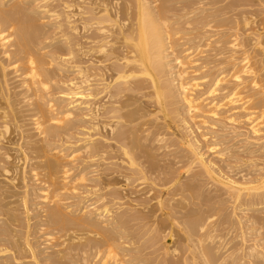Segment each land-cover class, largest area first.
I'll return each mask as SVG.
<instances>
[{
    "label": "rangeland",
    "instance_id": "rangeland-1",
    "mask_svg": "<svg viewBox=\"0 0 264 264\" xmlns=\"http://www.w3.org/2000/svg\"><path fill=\"white\" fill-rule=\"evenodd\" d=\"M11 1H13V0H2L0 3L1 4L3 3L5 5V9H6V8H8L9 4L11 3ZM24 1H26L27 2V6H29V7H27L29 11H28V14L26 15V17L28 16L29 18L28 19L25 18L26 21H28V23L29 22H32V23L36 22V24H37L38 23L37 21L40 20L41 21V24L38 23L39 25L38 24L37 25L40 27V29H42L41 31H43V32H41L43 34L39 33L42 36L41 35H38L39 37L37 36L38 38H36L35 41H33L36 44H33L34 46H32V49H33V51L36 50V52H37L36 55H39V54H41L43 52L42 55L45 56L44 57L45 60L47 62H51L52 61V63H53L52 64L53 67L48 70V73H49V78L48 79L50 80L49 83L52 85V88H51L50 92L48 94H46L47 96L45 95L46 98L48 99L47 100L45 98V102H46L45 104L47 105L51 101L50 103L53 102L54 109L56 110V112L57 111H59V112H65L66 111V108L68 109L67 106H69V105H67V104H69V100H67V96L64 93H66V91H68L71 88V83L78 81L76 79L78 77V73L76 72V67H75V66L78 65L77 63H75V62H77V58H76L75 54L73 55V52H74L73 50L75 49V46L72 45V44H75V40H74L75 39V36L72 34V31L70 32V29L71 28L68 25V22L66 21L65 14H63L65 11H69V10L65 9V6L66 5H74V2H73V0H59V1L58 0H54V2H52L53 0H51L49 3H47L48 5L46 4L47 7H45V6H43V3L41 2L42 0H24ZM162 1H163V3H162ZM162 1L159 0V3L165 6V8L167 10L168 19L171 21L170 22L171 24L176 23L177 22V19H180L179 17H182L183 16V18H185V15L186 14H184V13H187L191 17L188 16V18H185V20L186 19L187 20H190V19L196 18L197 16L203 15V16H207L209 19L215 20V21L209 20V22L217 25L220 28L219 29L217 27L216 28L217 30L214 29V30L209 31V34H207L208 33L207 32L208 30H203V28H201V27H193L194 30H195L194 31L193 28L187 29V28H184L182 26H179V28H177L178 31L175 30V33H177V34L180 35V36L178 35L179 36L178 37V40H180V41L177 40L178 42H176V44L174 46V48L176 50L175 51L176 54L175 55L172 54L170 56L172 59L169 58L170 59L169 60L170 65L172 67L171 68L169 66V68H170V71H171V69H172V71L169 72V74L171 75V77L168 76L172 80H176L175 81V84H177V79L174 78V77H176L174 75V73L176 74V70H177V65L174 62L175 57L180 56L181 53H183V51L187 50V48L190 49V48L193 47V45L195 47L196 46L195 44H197L198 41L203 40V38H208V36L213 38L214 35H215V37L212 39V41H214L216 38L219 41L220 40L222 41V45L221 46H216L215 47V45H213L210 48L203 49L202 52L201 51H196L195 49H192L191 50V52H192L191 54L193 55L194 52H195V55L193 56V58L191 60L192 61V63H191L192 65H189L188 66L189 68L187 67L188 74L185 77V81L188 80L186 82H190L192 79H195L196 81H198L197 83H199L200 87L197 88L196 91L194 92V95L195 96H197V95L199 96V95L205 93L208 90L209 87L211 88L210 83L211 84L213 83V81L215 80L214 78L217 75V72H216L217 69L215 67H213V66H216L217 67L219 65V62H220L221 58L223 59V58H226L225 56H227V57L229 56L228 55L229 53L223 55L222 57H220L219 54L221 52L226 53L227 51H230V49L226 48V47H228L226 43L228 41H230V37L233 38L234 35H237L238 38H239V40L241 42H243L244 44H246V45L249 42L247 40L251 39L252 37L256 38L257 36L260 37L262 35L260 38L261 39H264V32H262V31H264L263 30L264 29V16H263L264 15L263 14L264 13V6L262 4H260L259 0H242L243 3L247 4V7L239 8V10H243L244 13L246 12L245 13V17L248 18L249 16H251V17L248 18L249 22H251L250 23V26H247V27L243 23V20H242L243 18H241L242 14H239V15L236 16V14H238L240 11L239 12L236 11V12L233 13V12L229 11V9L227 10V8L230 6V3L238 2V1H241V0H162ZM166 1H168V2H166ZM223 1H225V2H223ZM6 2H7V5H6ZM178 3H179V5H178ZM189 4H190V6H189ZM208 4H210V5H208ZM215 4H218V5H215ZM187 5L189 6V8L191 10L188 8ZM182 6H185V7H182ZM220 6H222L223 9ZM181 7H182V9H181ZM192 9H194V10H192ZM180 10H182V11H180ZM183 10H185V12ZM203 10H204V12H203ZM220 11L223 12V13H225V11H226L227 13L223 14ZM259 11H260V13H259ZM177 12H179V13H177ZM182 12H184V13H182ZM191 12H193V13L191 14ZM201 12H203V13H201ZM218 12H220L221 14L218 13ZM30 13L33 14V15H31ZM35 14H36V16H34ZM176 14H179V15L176 16ZM70 15H71V13H70ZM180 15H182V16H180ZM220 16H221V18H220ZM227 17H229V18H227ZM230 17L233 18L234 20L236 18L235 22ZM35 18H37V19H35ZM225 18L227 19L226 22H224V20H222V19H225ZM253 18H254V20H252ZM229 19H231L232 21L229 20ZM185 20L183 19L182 22L185 21ZM257 20H258V22H257ZM253 21H254V23H253ZM172 22H174V23H172ZM58 23H60L62 25H60ZM236 23H238V25H236ZM219 24H220V26H219ZM63 25H64V27H63ZM58 26H60V27H58ZM225 26H227V28H229V29L227 30V28ZM261 26L263 27V29L261 28ZM235 27H237L238 29H236ZM181 28L183 30H185V31H183ZM253 29H254L255 35L251 31ZM180 30H182L183 32L180 31ZM232 30H235L236 32L235 31H232ZM238 30H240L241 32H239ZM247 30L248 31H251V32H248ZM256 30H258V31L256 32ZM192 32H195L196 34L195 33H192ZM182 33L184 35H187L188 34L189 37L186 36V38H185V36ZM198 33H199V35H198ZM201 33H204V34H201ZM229 34L230 35L232 34V35L230 36ZM244 34H246V35L248 34L249 36L250 35L251 36L250 37L248 35L245 36ZM195 35L197 36V38H196ZM216 35H217V37H216ZM252 35H254V36H252ZM243 36H244V38H243ZM190 39H191V41H190ZM217 39H216V41H218ZM225 40H226V42H223ZM186 41H188L189 45H188V43ZM189 41L190 42H193V43H190ZM82 42H84V41H82ZM223 43H225V44H223ZM71 45H72L73 48H70ZM191 45H192V47H190ZM183 46H185V47H183ZM222 46H225V47H222ZM220 47H222V49ZM211 48H212L213 51L211 50ZM218 50H219V52H218ZM252 50H253L252 47H249V46L246 47V48H242V49L236 50L235 51V53H236L235 54V57L238 60L237 63L240 64L241 61L243 60L242 57L244 56L243 55L244 51H248V52L250 51L249 53L250 54H253V51ZM241 51H242V53H241ZM198 52H200V54ZM204 52H205V54L202 55ZM33 53L35 54V52H33ZM67 55H69V56H67ZM216 55L219 56L220 58L219 57H216ZM72 56H74V57H72ZM46 57H48V58H46ZM70 57L72 58V60H71ZM216 59H218V60L220 59V60L218 61ZM239 59H242V60H239ZM83 60H84L83 61V63H84L85 62V59H83ZM216 61H217V63H216ZM194 62H195V64H194ZM209 62L212 63V64H210ZM83 63H81L82 64L81 67L87 66V65H85ZM205 63L207 65L209 63V65L207 66ZM60 64H61V66H60ZM204 66H206V67L203 70V67ZM200 69H201V71H200ZM209 69H210V72H209ZM195 70H196L197 73H194ZM206 74H207V76H206ZM214 74H215V76H214ZM173 75H174V77H173ZM211 76L213 77V79H212ZM10 77H12V76H10ZM205 77H208V78H205ZM51 79H52V81H51ZM247 79L248 78H246L245 80H247ZM16 81H17L16 79H12V81H11V84L12 85L11 86L15 87L17 85V83L15 84ZM200 81H202V82H200ZM261 82H262V84L264 86V72L262 73ZM69 84H70V86H69ZM67 87H69V89H67ZM226 87H228V89ZM230 88H231V85H229V86L228 85H222V87H220V89H219L222 92L218 91V93H216V98L217 99H222L223 96H225L226 94L229 93ZM223 91H226V92H223ZM62 94H64L65 96L62 95ZM223 94H225V95H223ZM219 95L221 97H219ZM259 102L256 104L257 106L256 105L254 106V108H253V110L251 112L253 114L254 113L255 114L257 113V115H256L257 117L255 116V118L257 120L259 119L258 122L260 121L263 124L264 123V117H261V116H262V114L264 115V113H263L264 112V102H263V104L262 103H259ZM21 105L23 106V104H21ZM21 105H19V107H21ZM24 105H26V104H24ZM179 105H180V107H179ZM183 106H184V104L182 102H180L178 104V107L180 108V112L182 111L185 114V112H186L185 111V108H183V110L181 108ZM24 107L27 108V106H23V107H21L19 109L18 108V105L16 107H14L15 111H16V109H19V111L18 112L16 111L15 114H17L19 112H20V114H22L23 112H21V111H24V113L27 116H24L25 115L24 113L21 116L19 114H17V115L20 116L21 119L19 117H17V115H16V119L17 118H19V119H17V120L15 119L16 122H15V120H13V121L11 120L13 122V125L14 126L11 125V123L9 121V126L11 125L9 127L10 130L8 132L9 135L2 132L7 137L5 135H3V137L5 136V138H6V139L5 138L3 139L5 143H3V141L0 142V144H1L0 145V150L3 151L2 153L0 151V165L1 166H4V167L6 165H8L7 167L10 169V173L8 174L9 176L6 175V174L3 175V173H2L3 171L0 172L1 176L3 175L2 177L0 176V190L1 189L3 190V191L2 190L0 191L1 192L0 193V197L2 196L1 199H0V201L1 202L2 201H5V202H3L4 204H1L0 203V209L1 208H4L5 207V203H6V207L4 208V210H2V209L0 210V215L2 213V215L0 216V241L3 242V240H4V243L3 244H2V242H0V247H1L0 249L6 248L4 246H7L8 243H12V244L16 245V248L18 249L17 250L15 248L14 249L8 248L9 250L6 251L7 253L6 252L4 253L5 257L0 258V261H1L0 264H4V263L5 264H17L18 262H19L18 264H28V262H29V264L30 263L31 264H36V261H37V264H54L55 262H56L55 264H57V263L58 264H62V262H63V264H98L100 260H97V259L94 258V257H96V254L98 252L97 250H99V251L102 250V252H103L105 250V248H106L104 245H102L103 244V241H100L101 240L100 237H98L95 234V233L98 232V229H99V228H97L98 226H100V227H107L108 226L107 228L110 227V230L113 229V228H115V230L114 229L113 230L116 233L119 230V232H118L119 234L118 233L117 234L119 235V237L121 236V238L118 239L120 241V243L118 245V242H116V241H118L116 239L117 238V234H116V238H115V242L116 243L114 242V245H115V247L118 245L116 247L118 249H115V251L116 250H117L116 252L119 251L118 252L119 256L121 258L124 257L123 258L124 261L125 262L127 261L128 264H129V262H132L130 264H137L138 262L139 263L141 262L140 264H152V263L155 264V262H156V264H158L159 261H162L164 259V252H163V250H161V249H163V244H162L163 242L157 241V240L154 241V239H153L154 238V235H155V232H152L153 231V221H152L153 220L152 219V217H153V206H156V204H157V201H156V203H155V201H153V190L156 193V195L160 194V189L163 190L164 188H162L160 186H157V185H160L163 182H165L167 180H172L174 178H176L178 180V177L177 176L179 174H180V177H181V179L183 181H181V179H180V181H179L180 183L178 182L177 183V186L175 187L176 189L175 190L173 189V190L175 192L179 193V195L177 193L176 194L178 196H180L181 198H183V200L185 199V201L183 202V200H181L180 197H177V195L174 194L175 192L173 190H172L173 193H171L172 195L171 194H170V196L169 195H166L163 198V200H164L163 202H165V204L166 203H169V200H172L170 203H171L172 207L174 208V210L177 212V215L176 216L178 218L180 217L179 219L177 218L178 220H180L179 221V224H180L179 226L182 227L183 226V221L189 220V219L195 220L197 218L200 221L203 220L204 222L206 221V219H208L209 220V227H208V229L206 231H207V233L208 232L211 233L214 236V239L215 238H217V239L216 240L213 239L214 241H211L212 244L210 243V241L207 242L206 244L208 246L215 247V248L217 246V249L220 251L218 254H219V256H221L222 258L225 259V264H241V262H243L242 264H247V263L248 264H264V259H263L264 258L263 257L264 256V253H263L264 252V242H263L264 241V203H263L264 202V199H263L264 198V185H262L263 184L262 182L264 181V178H263L264 177L263 176L264 175V132H262L260 136H253L251 134L250 128L248 126V123H247L246 119H243L244 118L243 116H245V113L246 112H244L242 110L241 111L240 110H236V111L233 112V115H236V116L239 115V116H237V118L238 119L240 118L239 122L236 123V124H232V123H230V122H228L226 120H221V119H218L217 120V119H214V118H208V119H206L208 124L207 125H203V124L201 125V124H199V122L201 121V119H198L199 121H197V120L195 121V124L196 125L194 123H189V125H188V126H190L192 128L191 130H192L193 134H191L192 133L191 131L185 130L186 129L185 128L186 125H184V123H182L181 121H179V123L180 124L182 123L183 125L182 124L181 125L184 126L181 129L182 134L183 135L185 134L188 140L193 141V138H194L193 135L195 136V138L197 140H200L199 135L201 136V134L205 135L206 137L208 136L205 141H203L202 139L200 140L201 141V143H200V145H201L200 151L201 152L200 153L203 154V155H205L204 157H205V159L207 161L211 162L212 164L215 163V165L213 164L214 165V168H215V172H214L215 174H213V175L211 174V177L214 178V179H212L210 177V175L205 174L206 172L203 169H201V167L199 165L197 166V164L193 163L192 157H190V156H192L191 151L188 150L189 148L187 146H185V144H182L179 139L177 141V138L175 136H173L170 131H166L165 132V130L163 128H161L159 122L156 121V116H153L154 119H153V117H147V118L145 117L144 119H140L139 121H137L135 123V124H137L139 122V125L140 126L141 125L143 126V124H145V123H146L145 125H147V126L144 125L143 127L141 126V128L139 130L142 129V131H137V133H138V146L141 143V145L139 147H137L136 144H133L131 141H127L124 144L117 142L116 141V138H115V137H117L116 135H118V132H117L113 136V141H115V142H113L112 140H109L108 142H106V145H105V150H106L105 157L101 158V156L103 154H100L98 156V154H93V152H92V146L93 145L90 142V140L92 141V139H89V136L90 135L91 136L94 135L93 139L94 138L95 139L96 138L97 139H101V137H99L98 134H97V136L99 138L97 136H95L96 132L92 131V127L90 126V124H88V121L90 120V118H88V117H90V116L84 118V115H87L86 114L87 111L85 110V107L86 106L85 107L84 106H81V107L79 106V107H77L78 109L77 108L73 109L72 111H74V113L72 112L73 113V115L71 116L72 118H69V119H73L74 121H76V123H74L73 121H70L69 123H66L67 122L66 121L65 124H63V125L66 126L67 129L64 128V126L62 125L63 127L61 129L57 128L54 133H52L49 136H47V138H46L47 140L45 139L46 136H44V137L41 136L42 138H44V140H43L40 137V135L36 132L34 126H32V124H33V122L35 120L34 119L35 117H33L34 116L33 113H35V115H36L37 114V111L35 109H33V111L35 110V112L28 111V110H30V107H32V108H35V107H33V106H30L29 107L28 106L29 107V108H27L28 110L27 109L26 110H23V109H25ZM258 107H259V109H258ZM81 109L84 110V111L82 112ZM256 110H258V111H256ZM76 111H79V112H76ZM145 111H143V112H145ZM182 112H181V114L183 115ZM259 112H262V114L260 115ZM82 114H83V116H82ZM76 115L79 116V117H77ZM157 115L160 116V114H157ZM29 116H30L31 119H29ZM80 116L82 118H80ZM183 116L185 117V115H183ZM32 117H33V119H32ZM86 118H88V119H86ZM260 118L263 119V120L261 119L263 122L260 120ZM77 119H79V120L77 121ZM18 120H19V123L17 122ZM217 121H218V123H217ZM71 122H73V123H71ZM210 122H212V123H210ZM156 123H157V125H156ZM71 124H72V126H71ZM75 124H76V126H75ZM158 124H159V126H158ZM150 125L151 126L154 125L153 126L154 128L151 127ZM261 125H259V126L264 131V124L262 126ZM17 126H19L20 129ZM68 126H70V127H68ZM156 126H157V128H156ZM21 128H22V130H21ZM149 128H151V129H149ZM183 128H184V131H183ZM218 128H220V129H218ZM16 129L19 130V131H17ZM57 130L59 132H57ZM63 130L66 131V132H64ZM147 130H150V131H147ZM158 130H160V132ZM195 130H197V131H195ZM15 131H16V134H15ZM22 131H24V132H22ZM30 131H32V132H30ZM85 131H86V133H85ZM185 131L188 133V135L190 137L187 136V133ZM209 131H210V133H209ZM20 132H22L21 134L24 137L21 136ZM80 132H81V134H80ZM36 133L39 136H37ZM145 133H146L147 136L145 135ZM158 133H159L160 136L157 135ZM163 133H164V135H163ZM53 134H54V136H53ZM151 135H152V137H151ZM155 135H156V137H155ZM185 135H184V137H185ZM247 136H250V138L247 137ZM160 137L163 140L165 139L163 143L162 142H158L159 140H161V139H158ZM40 138L44 142L41 141ZM153 138H155V139H153ZM51 139H53V140H51ZM141 139H142V141H141ZM145 139H146V141H145ZM156 139H157V142L159 144L158 143L156 144V141H155ZM251 139H254V140L251 141ZM101 141H105V140L104 139H101ZM110 141H112V142H110ZM152 141L153 142L155 141V142L153 143ZM29 142H30V144H29ZM85 142H86L87 145L85 144ZM165 142H166V144L164 145ZM177 143H179V144H177ZM162 144H163V146H160ZM170 144H171V147H173L171 149L168 148V147H170ZM215 144H216V146H215ZM134 145H135V147H134ZM211 145H214L213 147H216V150L215 151L207 150L209 148V146L212 147ZM108 146H110L111 148H109ZM123 146H124V148H123ZM141 146H143V148ZM174 146H176V147H174ZM32 147L35 148V149H33ZM119 147H121V149ZM160 147H162V148L160 149ZM163 147H165V148H163ZM107 148H109V149H107ZM125 148H126V150L128 149L129 151L132 148L135 149V151H133V153H132L133 154L134 161L137 162L136 165L139 166V168H144L145 171L147 170L145 172V175H142L141 176V175L133 174V172L131 170V166L128 163L129 162V159L126 156H124V150H125ZM136 148H137V150H136ZM166 148H167V150H165ZM41 149H44V151L41 150ZM46 149H47V151H46ZM34 150H36V151L34 152ZM86 150L88 151L89 154L86 153L87 152ZM122 150H123V152H122ZM218 150H219V154L217 152ZM22 151H23V153H22ZM41 151H43L45 153H43ZM54 151L55 152L59 151V152H62V153L68 154V155L69 154L75 155V160H74V163H72V164L70 162H68V161H71V158H69V160L67 161V163H66L65 160L64 161H58L56 163H55V161L53 159L52 160L55 163V167H56L55 169L57 170V173L60 174L59 175V180H61L60 182H62V179H63L62 178L63 177L62 174H63V172L65 170L64 167L67 170L69 169L70 172H72V173H70L69 180H68L69 183L71 182V187L70 186L68 187L70 190L69 189L68 190H65V191L62 190V192L64 191L63 192L64 194L61 191H59V194L61 196V199H63V201L61 200L63 202V204H60V205H61L64 213L65 212L66 213L68 212L67 215L70 218H77L79 216V214H80L79 217H81V219L83 220V223H81L82 221L80 223L77 222L76 223L77 226L76 225H74V226L72 225L71 227L70 226H65L62 230H59V228H58L61 225L60 226L59 225L58 226L57 225H52V223H50L51 221H49V219H45V218H48V214L47 213H48L49 209L53 208L51 205L54 206V204L53 203L48 204V201H46L47 203H45V201H43L42 198H39V197L42 196V193L41 192L44 191L45 189H47V186L50 187L49 186V181L46 183V181L48 180V178H47V169L44 166L45 165L44 159H43L44 158V154H46V153L47 154L48 153L51 154L52 153V155H53L54 154ZM146 151H148V152H146ZM4 152H7V154L10 156V159L11 158L12 159L6 162V160L3 159L4 158L3 155L6 154ZM214 152H216L219 156L216 153H214ZM223 153H225V154H223ZM33 154H34V157H33ZM36 154H38V155H36ZM52 155H50V156H52ZM220 155H222L223 157H221ZM26 156H28V157L26 158ZM177 156H179V157H177ZM34 158L36 159V162H35V159ZM37 158H39V159H37ZM40 158L43 159V161ZM24 159H27L28 161L27 160H24ZM1 161H3V162H1ZM93 161H94V163H92ZM189 162H190V164L192 163V165H190V164L187 165ZM61 163H62V165H61ZM15 164H17V166ZM24 164L26 166H24ZM31 164H32V166H30ZM19 165H21V166H19ZM1 166H0V169L3 168ZM187 166H189V167H187ZM14 167L15 168L18 167V168L15 169V170H13ZM152 167H155V169L157 171L154 168H152ZM156 167H158V168H156ZM34 168H35V170L37 168L36 172H34L35 171ZM39 168H40V170H39ZM185 168L189 169V171L187 169H185ZM193 168H195V169H193ZM59 169H61V170H59ZM32 170H34L33 172L34 173H37L38 175H40V173H42V172L44 173V171H46L45 172L46 175H44V174L43 175H40L43 178H41V177L39 178V176H38L39 180L32 179L33 178L32 177L33 176ZM56 170H55V172H56ZM153 170L156 173L153 172ZM176 170H178V171H176ZM12 171H14V172H12ZM37 171H39V172H37ZM40 171H42V172H40ZM58 171H60V172H58ZM216 171H217V173H216ZM165 174H167V175H165ZM175 175H177V176H175ZM6 177H7V179H9V177H10V179L7 180ZM57 177H58V175H57ZM80 177H86V180L87 181H83V183H80V182L78 183L77 181L79 180ZM194 177H195V179H194ZM44 178H46V179H44ZM127 178H129L130 181H127V180L125 181V179H127ZM163 178H166V179H163ZM219 178L221 179V181L223 180L222 182H226V184H227V182H229L228 179L231 178L232 180L229 179L230 181H234L238 185L241 184L240 185L241 187L243 186V184H245V187L246 188L247 187H252V186L257 187V191L259 190L257 192L259 194V197L258 196L257 197L254 196V197H250V198L249 197H246V195L248 194V192H247V190H245L246 192L243 191L242 197L238 200L240 202L239 203V202L235 201V199L231 198L230 197V194H228V190L226 188H223V186H221V184L219 182H217V181H220ZM223 178H225V179H223ZM226 178H228V179H226ZM41 179L42 180L44 179L43 180L44 183H43V181H40ZM75 179H77L76 182H75ZM258 179H261V180L259 181ZM31 180H32V182H31ZM84 180H85V178H84ZM156 180H159L160 182L159 181H156ZM257 180L259 182H256ZM7 181H9V182H7ZM11 181L15 182L14 185L11 184V183H13ZM154 181L156 182V184H155ZM72 182H74V183H72ZM250 182H252L253 184L250 183ZM75 183H77V184H75ZM208 183H209V186H206ZM43 184H45V185L47 184V185L46 186H43ZM74 184L77 185V186H75ZM256 184H257V186H256ZM153 186H155V187H153ZM187 186H189L190 188L187 187ZM72 187H74L73 189H75V190L71 189ZM194 187H195V189H194ZM158 188H159V190H158ZM110 189H112V191ZM187 189H189V190L191 189L190 192ZM79 190H80V192H79ZM148 191H150L151 193L148 192ZM157 191H159V192H157ZM24 192L25 193L28 192V195L29 196L27 194H25ZM184 192L188 193V195L186 193H184ZM262 193H263V195H262ZM3 194H5V195H3ZM11 194H12V196H11ZM189 194H191V197L192 196H195V197L194 198L193 197L191 198L189 196ZM243 194L245 195V197H244ZM8 195H10V196H8ZM108 195L111 196L112 198L109 197ZM25 196H27V197H25ZM186 197H187V199L192 200V201L186 200ZM199 197H200V199H199ZM174 198H176L177 200L174 199ZM196 198H198V199H196ZM6 199H8V201ZM116 199L118 200V202H117ZM178 199L180 201H182V203H184V204H182L180 201H178ZM245 199H247V200L245 201ZM50 202H51V200H49V203ZM209 202H210V204H209ZM211 202H213V203H211ZM241 202H243V203H241ZM24 203H25V205H23ZM199 203H200V207H199ZM256 203H258V204H256ZM42 204H43V206H42ZM213 204L216 205V206H214ZM241 204H244V205H241ZM248 204H250V205L248 206ZM251 204H252V206H251ZM260 204H262V205H260ZM64 205H65V207H63ZM104 205L108 206V208L107 207L104 208L105 207ZM181 205H184V206H181ZM187 205H189L190 208ZM191 205L194 208L191 207ZM212 206H213V208L211 209ZM239 206H241V207H239ZM101 207L104 210H102ZM186 207H187V209H186ZM11 208H12V210H11ZM13 208H14V211H13ZM86 208H88V210ZM98 208L100 210H102V211L99 212V209ZM203 208H204V212L202 210ZM46 209H48L47 210V213H46ZM96 209L98 211H96ZM106 209H107V211L109 213H107V211H105ZM145 209H146V211H145ZM193 209H195V210H193ZM24 210H25V212H24ZM69 210L72 211V212H70ZM83 210H85L86 213H84ZM109 210L112 211V212H110ZM178 210H180V211L182 210L184 212V214L187 215V216L183 215V212L182 211H181L182 213H179L180 211H178ZM189 210H190V212H188ZM191 210H193V212ZM42 211H43V213H42ZM209 211L210 212L212 211V212L210 213ZM129 212H131V213H129ZM146 212H147V214H146ZM5 213H6V215H5ZM7 213H9L8 214V217L10 216L9 218L7 217ZM12 213L13 214L15 213V214L12 216ZM71 213H72V215H74V217H72ZM82 213H84V214L81 215ZM113 213L115 214V217H114V214ZM190 213H192L191 216H190ZM201 213H202V215H201ZM106 214H110V215L107 216ZM178 214H180V216H178ZM4 215L6 217H4ZM102 215H103L104 218L102 217ZM97 216H98V218H97ZM211 216H213V217H211ZM110 217L112 218V221L110 220L111 219ZM181 217H182V219H181ZM18 218H20V219H18ZM94 218L96 220H94ZM107 218H108V220H107ZM113 218L115 219V221H114ZM183 218H185V219H183ZM2 219H4L3 221H5L7 219L8 220H7V222L5 221V223H4L3 221H1ZM14 219H15L16 222L14 221ZM97 219H102L103 221L102 220L101 221L99 220L100 222H97L98 221ZM9 220H11V221H9ZM90 220H93V221H90ZM117 220H119L120 222L117 221ZM126 221H128V222H131L132 221V222L131 223H128ZM45 222H48L49 225L48 224H45L43 226L42 223H45ZM95 222L98 223V224H96ZM16 223H18V224H16ZM106 223H108V224H106ZM142 223H145L146 225L145 224H142ZM147 223H148V225H147ZM81 224H83L85 226H83ZM93 224H94V226L96 225V227H94ZM105 224H106V226H105ZM116 224L117 225L119 224V225L117 226ZM210 224H212V225H210ZM88 225H89V227H87ZM120 225H121L122 228L124 227L125 229L123 228V230H122V228L119 227ZM55 226H57L56 227L57 229L55 228ZM80 226H82L83 228L80 227ZM127 226H129V227H127ZM145 226H147V227H145ZM5 227L8 228V229H4ZM86 227H87V229H86ZM151 227H152V229L150 230ZM65 228L66 229L68 228V230H66ZM81 228H82V230L83 229H85V230L82 231ZM90 228H91V230H92V228H96V229H94V230L91 231ZM141 228H142V232L143 233L141 232ZM175 228H176V226L174 227V231H175V233H176L177 236H176V238H174V241H177V242H174V245L176 243V247L178 249H181L182 246H184V244H183L184 243V236H183L182 233L177 232L178 231V228L177 229H175ZM9 229H10L11 232L9 231ZM128 229H130V230H128ZM3 230H5V231H3ZM7 230H8V232H7ZM65 230H66V232H65ZM212 230H213V232H212ZM60 231H62V232L64 231L63 234ZM84 231H86L85 233H87V232H89V233H87L86 236H85ZM93 231H94V233H93ZM95 231H97V232H95ZM135 231H136V233H135ZM2 233L3 234H6V236L3 235ZM92 233L95 236H97V237H94V235ZM67 234H69V235H67ZM50 235H52V237H49ZM135 235L137 236V238H135L136 237ZM15 236H16V238H15ZM216 236H219V237H216ZM7 237H8V239H7ZM53 237L56 238V239L55 240L54 239L52 240ZM76 237L78 239H76ZM86 237L88 238V240H86L87 239ZM126 237H128V239ZM181 237H182V239H181ZM4 238H6V239H4ZM18 238H19V240H18ZM24 238H25V240H24ZM70 238H73V239H70ZM79 238H80L81 241L79 240ZM84 238H85V240H84ZM124 238H126V239H124ZM63 239L65 241L67 240L66 241V244H65V242H63ZM89 239H90V241H89ZM130 239H131L132 242L130 241ZM9 240H10V242H9ZM15 240H17V241H15ZM76 240H78V241H76ZM91 240H93L94 243L96 241V243L94 244L93 242H91ZM74 241H76V243ZM98 241H100V242H98ZM218 242H219V244H218ZM16 243H18V244H16ZM25 243H26L27 246L25 245ZM61 243H63V244H61ZM90 243H92V244H90ZM97 243L99 245L101 244V246H99V247L96 246ZM215 243H216V245H215ZM222 243H223V245L221 246ZM77 244H79V245L77 246ZM93 245L95 247H97L96 248L97 250L95 248H93L94 247ZM132 245H134V246H132ZM153 245H154V247H153ZM29 246L32 247L33 249L35 248L34 250L36 251V255L38 256V257H36V259H33V258L29 257L30 255L28 254V252H24V254H23L24 256L21 257L22 260L19 258L18 255L16 256V254H18V251L19 250H23L24 251V250L28 249ZM66 246H68V247H66ZM121 246H122V249L120 248ZM255 246H256V248H255ZM62 247L65 249V251L63 250ZM100 247L101 248L103 247L104 250L101 249ZM126 247L127 248L129 247L132 250H129V248L127 249ZM222 247L225 248V249H223ZM231 247H232V249H230ZM68 248L70 250L71 249L72 250L71 251L70 250L67 251ZM91 248L93 249V252H91ZM74 249H76V250H74ZM79 249H82V250H79ZM125 249H126V251H125ZM221 250H222V253L223 254L221 253ZM225 250H226V252H225ZM240 250H241V252H240ZM16 251H17V253L14 254V252H16ZM130 251H132V252L130 253ZM155 251H157V252H155ZM249 251H251V253ZM254 251H256V252H254ZM60 252H62V253L60 254ZM86 252L88 254H86ZM122 252H124V253H122ZM238 252H239V254H238ZM121 254H124L125 256L124 255L121 256ZM11 255L13 256L14 261L12 260V256ZM61 255H63V256L61 257ZM126 255H127V257H126ZM142 255L145 256V257H143ZM158 255H159V257H158ZM223 255H225V256H223ZM252 255H253V257H252ZM256 255H257V257L260 256V258L263 261L260 258H257ZM59 256H60V260H59L60 263L58 261ZM83 256L85 258V262L83 261L84 260ZM135 256H136V258H135ZM56 257H58V258H56ZM156 257H158V259ZM242 257H244V258H242ZM248 257H249V259L252 258V259H250L251 261L248 259ZM142 258H143L144 261L142 260ZM167 258H169V257H167ZM61 259H63V260L61 261ZM81 259H83V260L81 261ZM240 260H243V261L240 262ZM33 261H35V262H33ZM12 262H14V263H12ZM110 264H112V263L110 262ZM180 264H182V263H180Z\"/></svg>",
    "mask_w": 264,
    "mask_h": 264
},
{
    "label": "bare ground",
    "instance_id": "bare-ground-1",
    "mask_svg": "<svg viewBox=\"0 0 264 264\" xmlns=\"http://www.w3.org/2000/svg\"><path fill=\"white\" fill-rule=\"evenodd\" d=\"M2 0H0L1 2ZM51 0H42L41 2L43 3V6L47 7V3H49ZM59 1V0H58ZM162 1V0H160ZM30 2V1H29ZM35 2V1H34ZM54 2V0L52 1ZM74 5H66L65 9L69 10V11H65L63 14H65L66 17V21L68 22V25L70 26V32L72 31V34L75 36V44H72L73 46H75V49L73 50V55L75 54L76 58H77V63L75 66L76 67V72L78 73V77L76 78L78 81L77 82H73L71 83V88L69 89V87H67V89H69L68 91H66V93H64L67 96V100H69V106L68 109L66 108L65 112H59L54 109V105L53 102L52 103H48L47 105L45 104V98H46V94H48L52 88V85L49 83V73L48 70L51 69L52 66V61L51 62H47L45 60V56L42 55L43 52L39 55H36L37 52L36 50L33 51L32 46H34L33 41H35L36 38H38V35H41L43 33V31H41L42 29H40V27L38 26L41 21H37L38 25L36 24V22L32 23L26 21V19H28L29 17L26 15L28 14V8L29 6H27V2L24 0H13L11 1V3L9 4L8 8L5 9V5L2 3H0V142L3 141L4 142V138H5V134H8L9 130H10V126L13 125V120L16 119V115L19 114L20 116L23 115L24 111L22 114L17 113L15 114V112L19 111V109L23 106H27V108H29L30 106H33L35 108L30 107V110H28L26 107H24L25 109L23 110H28V111H33V109H35L37 111V114L35 115V113H33V117H35L34 122L32 124V126H34L36 132L40 135V137H45V139L47 138V136H49L50 134L54 133L56 131L57 128L61 129L66 123H69L70 121H73L74 123H76V121H74L73 119H69L72 118L71 116L73 115L74 111H72L73 109L77 108V107H81V106H86L85 110L88 112H86L87 115H84L85 117L90 118V120L88 121V124H90V126L92 127V131L96 132L95 136L101 137V139H104L105 141H101V139H93L94 135H90L89 139H92V141L90 140L92 146V152L93 154H98V156L100 154H103L101 156V158L105 157V145L106 142H108L109 140L113 141V136L114 134H116L118 132V135H116V141L119 143H125L127 141H131L133 144H136L137 147H139L141 145V143L138 146V133L137 131H142L139 130L141 128V126L139 125V122L137 124H135L137 121H139L140 119H144L145 117H153L156 116V121L159 122L161 128H163L166 131H170L172 133L173 136H175L181 141L182 144H185V146H187L189 149V151H191L192 156V161L193 163L197 164V166L199 165L201 167V169H203L206 173L210 175L211 174H215V168L214 165L215 163H211L209 161H207L205 159V155L201 154L200 152V143H201V139L203 141L206 140L205 135L201 134L200 140H197L195 138V136L193 135V141L188 140L186 135L184 137V135L182 134V126L184 123V125H186V129L185 130H189L192 132V128L189 125V123H194L195 121H199L198 119H201V121L199 122V124H203V125H207V120L208 118H214V119H221V120H226L232 124H236L239 122L240 118L238 119L237 116L239 115H233V112L236 110H242L245 113V116H243V119H246L248 126L250 128V132L253 136H260L262 132H264L259 125H261L262 123L255 118V116L257 115V113L254 115L251 111L253 110L254 106L259 102L262 103L264 102V86L261 82V77H262V73L264 72V39H261L260 37L262 36H257L256 38L252 37L251 39L247 40L249 41L248 44H244L243 42H241L238 38L237 35H234L233 38L230 37V41H228L226 44L228 47V49H230V51H227L226 53L221 52L219 55L220 57H222L223 55L229 53L228 57L225 56L226 58H221L219 65L213 66L217 69V75L215 76V80L213 81V83L211 85V88L209 87L208 90L201 94V95H194V92L196 91L197 88L200 87L199 83H197L198 81H196L195 79H192L190 82H186L188 80L185 81V77L188 74L187 72V67L189 65H192V58L195 55H192L191 50L195 49L196 51H201L205 48H210L213 45L216 46H221L222 45V41L217 40L216 39L214 41H212V37L208 38H203V40L198 41L197 44H195L196 46L192 47V45L190 47L192 48H187V50L183 51V53H181L180 56L175 57L174 62L177 65V70H176V74L174 73V75L177 77H173L175 79H177V84H175L176 80H172L171 78H169L168 76L171 77V75L169 74L170 68V62H169V58H171L170 56L173 54L175 55V44L176 42L180 41L178 40V37L180 36L179 34L175 33V30L178 31L177 28H179V26H182L184 28L190 29L193 27H201L203 28V30H208L206 33L209 34V31L216 29L218 26L209 22V20H213V19H209L207 16H197L196 18L190 19V20H185V18H188L187 13H184L185 10H183L185 15V18L179 17L180 19H177V22L174 24H171L170 20L168 19V15H167V10L165 8L164 5L159 3V0H73ZM72 2V3H73ZM168 2V1H166ZM165 2V3H166ZM171 2V1H170ZM179 2V1H178ZM184 2V1H183ZM214 2V1H213ZM222 2V1H221ZM225 2V1H223ZM229 2V1H228ZM260 4H262L264 6V0H259ZM67 3V2H66ZM163 3V1H162ZM199 3V2H198ZM218 3V2H217ZM252 3V2H251ZM29 4V3H28ZM47 4V5H46ZM213 4V3H212ZM7 5V2H6ZM179 5V3H178ZM185 5V4H184ZM210 5V4H208ZM218 5V4H215ZM261 5V6H262ZM42 6V5H41ZM188 6V5H187ZM190 6V4H189ZM188 6V8H189ZM194 6V5H193ZM196 6V5H195ZM200 6V5H199ZM258 6V5H257ZM260 6V7H261ZM44 7V8H45ZM50 7V6H49ZM167 7V6H166ZM185 7V6H182ZM181 7V9H182ZM205 7V6H204ZM208 7V6H207ZM222 7V6H220ZM244 8L247 7V4L243 3L242 0L238 1V2H234V3H230V6L227 8V10L229 9V11L231 12H236V11H240L237 15L242 14L241 18H243V23L244 25L250 26V23L248 18L251 17L249 16L248 18L245 17V13L243 10H239V8ZM254 7V6H253ZM43 8V7H42ZM192 8V7H191ZM198 8V7H197ZM250 8V7H249ZM64 9V10H65ZM174 9V8H173ZM176 9V8H175ZM187 9V8H186ZM190 9V8H189ZM212 9V8H211ZM214 9V8H213ZM223 9V7H222ZM263 9V8H262ZM191 10V9H190ZM194 10V9H192ZM226 10V11H227ZM182 11V10H180ZM189 11V10H188ZM225 11V13H227ZM68 12V13H67ZM71 15H70V13ZM195 12V11H194ZM204 12V10H203ZM201 12V13H203ZM207 12V11H206ZM221 12V11H220ZM218 12V13H220ZM179 13V12H177ZM193 12H191L192 14ZM215 13V12H214ZM223 13V12H221ZM220 13V14H221ZM223 13V14H225ZM254 13V12H253ZM258 13V12H257ZM260 13V11H259ZM31 14V13H30ZM183 14V15H184ZM190 14V13H189ZM213 14V13H212ZM231 14V13H230ZM248 14V13H247ZM250 14V13H249ZM264 14V13H263ZM33 15V14H31ZM70 15V16H69ZM179 14H176V16ZM200 15V14H199ZM205 15V14H204ZM214 15V14H213ZM228 15V14H227ZM36 16V14L34 15ZM60 16V15H59ZM175 16V17H176ZM226 16V15H225ZM232 16V15H231ZM264 16V15H263ZM64 17V18H65ZM174 17V16H173ZM191 17V16H190ZM213 17V16H212ZM223 17V16H222ZM233 17V16H232ZM26 18V19H25ZM40 18V17H39ZM214 18V17H213ZM217 18V17H216ZM219 18V17H218ZM221 18V16H220ZM219 18V19H220ZM229 18V17H227ZM231 18V17H230ZM37 19V18H35ZM34 19V20H35ZM185 20L182 22V20ZM218 19V20H219ZM233 19V18H231ZM229 19V20H231ZM260 19V18H259ZM262 19V18H261ZM61 20V19H60ZM224 20V22L227 21V19H222ZM234 20V19H233ZM236 20V18H235ZM234 20V22H235ZM251 20V19H250ZM254 20V18L252 19ZM179 21V22H178ZM215 21V20H213ZM212 21V22H213ZM217 21V20H216ZM220 21V20H219ZM232 21V20H231ZM260 21V20H259ZM233 22V23H234ZM237 22V21H236ZM258 22V20H257ZM223 23V22H222ZM232 23V22H231ZM254 23V21H253ZM60 24V23H58ZM62 25V24H60ZM67 25V26H68ZM236 25H238V23H236ZM242 25V24H241ZM252 25V24H251ZM220 26V24H219ZM222 26V25H221ZM244 26V27H245ZM259 26V25H258ZM42 27V26H41ZM60 27V26H58ZM64 27V25H63ZM227 28V26H225ZM234 27V26H233ZM238 27V26H237ZM237 27H235L236 29H238ZM62 28V27H61ZM60 28V29H61ZM219 28V27H218ZM223 28V27H222ZM240 28V27H239ZM261 28L263 29V27L261 26ZM44 29V28H43ZM182 29V28H181ZM220 29V28H219ZM229 28H227L228 30ZM248 29V28H247ZM256 29V28H255ZM183 30V29H182ZM180 30V31H182ZM192 30V29H191ZM194 30V28H193ZM192 30V31H193ZM198 30V29H197ZM202 30V29H201ZM202 30V31H203ZM217 30V29H216ZM242 30V29H241ZM245 30V29H244ZM249 30V29H248ZM247 30V31H248ZM264 30V29H263ZM185 31V30H183ZM182 31V32H183ZM195 31V30H194ZM223 31V30H222ZM235 31V30H232ZM239 32H241L240 30H238ZM252 33L255 35L254 33V29L251 30ZM248 31V32H251ZM258 30H256L257 32ZM197 32V31H196ZM201 32V31H200ZM236 32V31H235ZM243 32V31H242ZM247 32V33H248ZM264 32V31H262ZM41 33V34H39ZM180 33V32H179ZM187 33V32H186ZM189 33V32H188ZM195 33V32H192ZM213 33V32H212ZM215 33V32H214ZM183 34V33H182ZM191 34V33H190ZM189 34V35H190ZM196 34V33H195ZM204 34V33H201ZM236 34V33H235ZM179 35V36H178ZM184 35V34H183ZM199 35V33H198ZM230 35V34H229ZM232 35V34H231ZM230 35V36H231ZM239 35V34H238ZM245 36H247L246 34H244ZM252 35V36H254ZM38 36V37H37ZM42 36V35H41ZM40 36V37H41ZM185 38L187 35H184ZM192 36V35H191ZM196 36V35H195ZM212 36V35H211ZM221 36V35H220ZM219 36V37H220ZM249 36V35H248ZM251 36V35H250ZM249 36V37H250ZM72 37V36H71ZM182 37V36H181ZM199 37V36H198ZM217 37V35H216ZM228 37V36H227ZM240 37V36H239ZM197 38V36H196ZM202 38V37H201ZM244 38V36H243ZM242 38V39H243ZM263 38V37H262ZM181 39V38H180ZM193 39V38H192ZM220 39V38H219ZM70 40V39H69ZM178 40V41H177ZM194 40V39H193ZM192 40V41H193ZM200 40V39H199ZM229 40V39H228ZM84 41V42H82ZM183 41V40H182ZM191 41V39H190ZM189 41V42H190ZM195 41V40H194ZM243 41V40H242ZM188 43V41H186ZM223 42H226L223 41ZM193 43V42H190ZM225 44V43H223ZM71 45L70 48H73ZM189 45V43H188ZM180 46V45H179ZM187 46V45H186ZM252 47V51L253 54H250L248 51H244L243 53V57L240 64L237 63V58L235 57V51L242 49V48H246V47ZM185 47V46H183ZM225 47V46H222ZM222 47H220L222 49ZM180 48V47H179ZM35 49V48H34ZM184 50V49H183ZM212 50V48H211ZM245 50V49H244ZM247 50V49H246ZM251 50V49H250ZM43 51V50H42ZM205 51V50H204ZM213 51V50H212ZM217 51V50H216ZM222 51V50H221ZM35 52V54L33 53ZM208 52V51H207ZM215 52V51H214ZM219 52V50H218ZM40 53V52H39ZM197 53V52H196ZM200 54V52H198ZM242 53V51H241ZM183 54V55H182ZM205 52L202 54L204 55ZM197 55V54H196ZM240 55V54H239ZM242 55V54H241ZM55 56V55H54ZM69 56V55H67ZM212 56V55H211ZM238 56V55H237ZM74 57V56H72ZM196 57V56H195ZM216 57H219L216 55ZM215 57V58H216ZM219 57V58H220ZM48 58V57H46ZM71 58V57H70ZM210 58V57H209ZM214 58V57H213ZM83 59H85V62L83 63ZM172 59V58H171ZM201 59V58H200ZM61 60V59H60ZM72 60V58H71ZM218 60V59H216ZM218 60V61H219ZM57 61V60H56ZM198 61V60H197ZM204 61V60H203ZM54 62V61H53ZM211 62V61H210ZM209 62V63H210ZM214 62V61H213ZM81 63L87 65L85 67H81ZM208 63V65H209ZM217 63V61H216ZM195 64V62H194ZM206 64V63H205ZM212 64V63H210ZM214 64V63H213ZM75 65V64H74ZM73 65V66H74ZM174 65V64H173ZM207 65V64H206ZM207 65V66H208ZM61 66V64H60ZM84 66V65H83ZM200 66V65H199ZM203 66V65H202ZM72 67V66H71ZM206 66L203 67V70ZM66 68V67H65ZM172 68V67H171ZM174 68V67H173ZM189 68V67H188ZM200 68V67H199ZM175 69V68H174ZM213 69V68H212ZM55 70V69H54ZM214 70V69H213ZM52 71V70H51ZM190 71V70H189ZM192 71V70H191ZM201 71V69H200ZM199 71V72H200ZM59 72V71H58ZM206 72V71H205ZM210 72V69H209ZM51 73V72H50ZM57 73V72H56ZM55 73V74H56ZM194 73H197L196 70ZM192 74V73H191ZM205 74V73H204ZM209 74V73H208ZM53 75V74H52ZM74 75V74H73ZM193 75V74H192ZM12 76V77H10ZM55 76V75H54ZM167 76V77H166ZM207 76V74H206ZM246 76V77H245ZM53 77V76H52ZM212 77V76H211ZM51 78V77H50ZM173 78V79H174ZM189 78V77H188ZM208 78V77H205ZM246 78H248L247 80H245ZM12 79H16L17 81L15 82V84L17 83V85L15 87L11 86V81ZM213 79V77H212ZM52 81V79H51ZM73 81V80H72ZM211 81V82H212ZM202 82V81H200ZM68 85V84H67ZM222 85H231L230 91L228 94H223L225 96H223L222 99H217L216 98V93H218V91H220V87H222ZM57 86V85H56ZM70 86V84H69ZM204 87V86H203ZM54 88V87H53ZM228 89V87H226ZM225 88V89H226ZM59 89V88H58ZM201 89V88H200ZM227 91V90H226ZM223 91V92H226ZM222 92V91H220ZM63 93V92H62ZM62 94V95H64ZM220 94V93H219ZM46 95V96H45ZM64 95V96H65ZM218 97V96H217ZM219 97H221L219 95ZM218 97V98H219ZM47 99V98H46ZM48 100V99H47ZM68 102V101H67ZM182 102L184 104L182 108H185V114L183 113V115H185V117L181 114L180 112V105L178 107V104ZM23 104V106L21 105ZM26 104V105H24ZM18 105L19 109H14V107ZM19 105H21V107H19ZM182 105V104H181ZM29 106V107H28ZM257 106V105H256ZM263 106V105H262ZM70 107V108H69ZM144 110H143V109ZM263 108V107H262ZM32 109V110H31ZM78 109V108H77ZM84 109V108H83ZM256 109V108H255ZM254 109V110H255ZM259 109V107H258ZM35 110L33 112H35ZM82 110V109H81ZM146 110V111H145ZM80 111V110H79ZM76 111V112H79ZM84 110H82L83 112ZM145 111V112H143ZM258 111V110H256ZM56 112V113H55ZM73 112V113H72ZM263 112V111H262ZM262 112H259V114L261 115ZM264 113V112H263ZM25 114V113H24ZM84 114V113H83ZM82 114V116H83ZM157 114H160V116H158ZM244 114V113H243ZM17 115V117L20 118V116ZM24 116H27L26 114ZM77 116V115H76ZM241 116V115H240ZM32 117V119H33ZM79 117V116H77ZM257 117V116H256ZM261 117H264V115L262 114ZM17 118V119H19ZM24 118V117H23ZM28 118V117H27ZM74 118V117H73ZM80 118H82L80 116ZM86 118V119H88ZM16 119V120H17ZM21 119V118H20ZM29 119L30 116H29ZM154 119V117H153ZM213 119V120H214ZM262 118H260L261 120ZM12 120V121H11ZM15 120V122H16ZM25 120V119H24ZM79 119H77L78 121ZM84 120V119H83ZM147 120V119H146ZM263 120V119H262ZM261 120V121H262ZM9 121L11 123V125L9 126ZM33 121V120H32ZM85 121V120H84ZM142 121V120H141ZM148 121V120H147ZM152 121V120H151ZM179 121H181L182 125L179 123ZM19 123V120L17 121ZM71 122V123H73ZM87 122V121H86ZM144 122V121H143ZM209 122V121H208ZM216 122V121H215ZM263 122V121H262ZM78 123V122H77ZM197 123V122H196ZM212 123V122H210ZM218 123V121H217ZM17 124V123H16ZM23 124V123H22ZM54 124V125H53ZM142 124V123H141ZM146 124V123H145ZM143 124V126L145 125ZM151 124V123H150ZM158 124V126H159ZM198 124V125H199ZM245 124V123H244ZM264 124V123H263ZM262 124V125H263ZM19 125V124H18ZM26 125V124H25ZM63 125V126H62ZM157 125V123H156ZM196 125V124H195ZM261 125V126H262ZM14 126V125H13ZM20 126V125H19ZM19 126H17L19 128ZM23 126V125H22ZM31 126V127H32ZM72 126V124H71ZM76 126V124H75ZM142 126V127H143ZM147 126V125H145ZM151 126V125H150ZM154 126V125H153ZM151 126V127H153ZM188 126V127H187ZM212 126V125H211ZM234 126V125H233ZM21 127V126H20ZM25 127V126H24ZM70 127V126H68ZM16 128V127H15ZM64 128H66V126H64ZM88 128V127H87ZM154 128V127H153ZM157 128V126H156ZM202 128V127H201ZM20 129V128H19ZM33 129V128H32ZM58 129V130H59ZM67 129V128H66ZM73 129V128H72ZM89 129V128H88ZM145 129V128H144ZM151 129V128H149ZM212 129V128H211ZM220 129V128H218ZM17 130V129H16ZM22 130V128H21ZM20 130V131H21ZM57 130V132H59ZM69 130V129H68ZM198 130V129H197ZM195 130V131H197ZM206 130V129H205ZM204 130V131H205ZM19 131V130H17ZM61 131V130H60ZM64 131V130H63ZM146 131V130H145ZM144 131V132H145ZM150 131V130H147ZM160 132V130H158ZM184 131V128H183ZM200 131V130H199ZM5 134H3V133ZM24 132V131H22ZM20 132V134L22 133ZM27 132V131H26ZM32 132V131H30ZM66 132V131H64ZM70 132V131H69ZM76 132V131H75ZM89 132V131H88ZM186 132V131H185ZM184 132V133H185ZM36 133V134H37ZM84 133V132H83ZM86 133V131H85ZM90 133V132H89ZM147 133V132H146ZM145 133V135H146ZM187 133V132H186ZM190 133V132H189ZM199 133V132H198ZM210 133V131H209ZM16 134V131H15ZM26 134V133H25ZM35 134V135H36ZM37 134V136H39ZM81 134V132H80ZM93 134V133H92ZM148 134V133H147ZM153 134V133H152ZM193 134V132L191 133ZM190 134V135H191ZM3 135H5L3 137ZM9 135V134H8ZM11 135V134H10ZM32 135V134H31ZM68 135V134H67ZM88 135V134H87ZM154 135V134H153ZM158 136L159 133L157 134ZM164 135V133H163ZM162 135V136H163ZM207 135V134H206ZM22 136V134H21ZM30 136V135H29ZM33 136V135H32ZM31 136V137H32ZM54 136V134H53ZM97 136V137H98ZM147 136V135H146ZM145 136V137H146ZM166 136V135H165ZM169 136V135H168ZM187 136L188 133H187ZM192 136V135H191ZM7 137V136H6ZM24 137V136H22ZM41 137V138H42ZM52 137V136H51ZM88 137V136H87ZM98 137V138H99ZM152 137V135H151ZM154 137V136H153ZM156 137V135H155ZM190 137V136H189ZM250 138V136H247ZM11 138V137H10ZM35 138V137H34ZM40 138V139H41ZM50 138V137H49ZM163 138V137H162ZM261 138V137H260ZM6 139V138H5ZM36 139V138H35ZM44 140V138H42ZM41 139V141H43ZM155 139V138H153ZM158 139H161L158 138ZM170 139V138H169ZM16 140V139H15ZM47 140V139H46ZM53 140V139H51ZM64 140V139H63ZM165 140V139H164ZM163 139L159 140L158 142H164ZM249 140V139H248ZM254 139H251V141ZM50 141V140H49ZM48 141V142H49ZM89 141V140H88ZM110 141V142H112ZM142 141V139H141ZM146 141V139H145ZM156 144L157 139L155 140ZM154 141V142H155ZM168 141V140H167ZM166 141V142H167ZM175 141V140H174ZM208 141V140H207ZM246 141V140H245ZM44 142V141H43ZM42 142V143H43ZM51 142V141H50ZM115 142V141H113ZM140 142V141H139ZM153 142V141H152ZM153 142V143H154ZM166 142L164 143V145L166 144ZM169 142V141H168ZM214 142V141H213ZM10 143V142H9ZM89 143V142H88ZM130 143V142H129ZM206 143V142H205ZM209 143V142H208ZM250 143V142H249ZM30 144V142H29ZM45 144V143H44ZM59 144V143H58ZM61 144V143H60ZM86 144V142H85ZM118 144V143H117ZM159 144V143H158ZM179 144V143H177ZM213 144V143H212ZM1 145V144H0ZM8 145V144H7ZM87 145V144H86ZM208 145V144H207ZM12 146V145H11ZM16 146V145H15ZM14 146V147H15ZM29 146V145H28ZM39 146V145H38ZM48 146V145H47ZM62 146V145H61ZM121 146V145H120ZM160 146H163L160 145ZM167 146V145H166ZM178 146V145H177ZM212 147L209 146V148L207 150L210 151H215L216 147H213L214 145H211ZM216 146V144H215ZM4 147V146H3ZM7 147V146H6ZM41 147V146H40ZM109 148H111L110 146H108ZM135 147V145H134ZM143 148V146H141ZM176 147V146H174ZM206 147V146H205ZM33 148V147H32ZM42 148V147H41ZM89 148V147H88ZM107 148V149H109ZM115 148V147H114ZM121 149V147H119ZM124 148V146H123ZM162 147H160L161 149ZM165 148V147H163ZM169 149L173 148L168 147ZM207 148V147H206ZM15 149V148H14ZM35 149V148H33ZM39 149V148H38ZM53 149V148H52ZM130 149V148H129ZM139 149V148H138ZM145 149V148H144ZM183 149V148H182ZM185 149V148H184ZM202 149V148H201ZM19 150V149H18ZM21 150V149H20ZM44 151V149H41ZM56 150V149H55ZM90 150V149H89ZM111 150V149H110ZM137 150V148H136ZM140 150V149H139ZM138 150V151H139ZM156 150V149H155ZM167 150V148L165 149ZM230 150V149H229ZM1 151V150H0ZM33 151V150H32ZM36 150H34L35 152ZM41 151V152H43ZM47 151V149H46ZM87 151V150H86ZM108 151V150H107ZM133 151H135L134 148H132L130 151L126 148L124 150V156H126L129 159V165L131 166V170L133 172V174H137V175H145V171L144 168H139V166L136 165L137 162L134 161L133 158ZM161 151V150H160ZM3 151H1L2 153ZM50 152V151H49ZM53 152V151H52ZM123 152V150H122ZM148 152V151H146ZM219 154V150L217 151ZM221 152V151H220ZM5 155H3V159L7 161L11 160L10 156L7 154V152ZM3 153V154H4ZM23 153V151H22ZM40 153V152H39ZM45 153V152H43ZM87 154L88 151L86 152ZM109 153V152H108ZM170 153V152H169ZM190 153V152H189ZM216 153V152H214ZM31 154V153H30ZM171 154V153H170ZM190 154V155H191ZM217 154V153H216ZM217 154V155H218ZM225 154V153H223ZM28 155V154H27ZM38 155V154H36ZM40 155V154H39ZM43 155V154H42ZM51 154H44V163H45V168L47 169V178L48 180L46 181V183L49 181V186H47V189H45L44 191H42V196L39 198H42L43 201H45V203H47L46 201H48V204L53 203V205H51L53 208L49 209L48 213L46 209V213L48 214V218L45 219H49V221H51L50 223H52V225H61L59 228V230H62L65 226H74L76 225L77 222H81L83 223V220L81 219L80 214L77 218H70L67 213L63 211L62 207L60 204H63V199H61V196L59 194V191L62 192V190H68L69 186L71 187V182L69 183V176H70V170L66 169L64 167V172H63V179L62 182H60L61 180H59V175L57 173V170L55 169V163L58 161H67L69 160V158H71L70 162L71 164L74 163L75 160V155H71V154H65L62 152H55L52 156ZM135 155V154H134ZM174 155V154H173ZM230 155V154H229ZM22 156V155H21ZM51 158H50V157ZM95 156V155H94ZM149 156V155H148ZM186 156V155H185ZM219 156V155H218ZM221 157H223L222 155H220ZM2 157V156H1ZM20 157V156H19ZM28 156H26L27 158ZM34 157V154H33ZM96 157V156H95ZM94 157V158H95ZM136 157V156H135ZM150 157V156H149ZM179 157V156H177ZM42 158V157H41ZM40 158V159H41ZM92 158V157H91ZM93 158V159H94ZM99 158V157H98ZM175 158V157H174ZM20 159V158H19ZM33 159V158H32ZM35 159V158H34ZM39 159V158H37ZM43 159H41L43 161ZM55 163H54V161ZM100 159V158H99ZM15 160V159H14ZM27 160V159H24ZM23 160V161H24ZM86 160V159H85ZM106 160V159H105ZM175 160V159H174ZM28 161V160H27ZM38 161V160H37ZM97 161V160H96ZM3 162V161H1ZM36 162V159H35ZM91 162V161H90ZM5 163V162H4ZM10 163V162H9ZM28 163V162H27ZM94 163V161L92 162ZM190 162L187 164L189 165ZM4 165V164H3ZM11 165V164H10ZM17 166V164H15ZM34 165V164H33ZM41 165V164H40ZM62 165V163H61ZM60 165V166H61ZM179 165V164H178ZM192 165V163L190 164ZM1 166V165H0ZM8 165L1 166L3 168H1L0 172L6 175H8L10 173V169L7 167ZM15 166V167H16ZM21 166V165H19ZM24 166H26L24 164ZM32 166V164L30 165ZM43 166V167H44ZM141 166V165H140ZM13 168V170L17 169V168ZM36 167V166H35ZM58 167V166H57ZM62 167V166H61ZM68 167V166H67ZM189 167V166H187ZM192 167V166H191ZM217 167V166H216ZM38 168V167H37ZM36 168V170H37ZM59 168V167H58ZM155 169V167H152ZM158 168V167H156ZM184 168V167H183ZM218 168V167H217ZM43 169V168H42ZM63 169V168H62ZM187 169V168H185ZM195 169V168H193ZM12 170V169H11ZM35 170V168H34ZM32 170V172L34 171ZM36 170L34 172H36ZM40 170V168H39ZM56 170V172H55ZM61 170V169H59ZM156 170V169H155ZM159 170V169H158ZM179 170V169H178ZM176 170V171H178ZM182 170V169H181ZM189 171V169H187ZM217 170V169H216ZM220 170V169H219ZM157 171V170H156ZM185 171V170H184ZM222 171V170H221ZM14 172V171H12ZM18 172V171H17ZM32 173L33 174V178L35 180H39V178H43L40 175H46V171H44V173L42 171V173H40V175H38L37 173ZM39 172V171H37ZM60 172V171H58ZM153 172H155L153 170ZM161 172V171H160ZM16 173V172H15ZM31 173V172H30ZM62 173V172H61ZM156 173V172H155ZM154 173V174H155ZM163 173V172H162ZM173 173V172H172ZM181 173V172H180ZM188 173V172H187ZM217 173V171H216ZM219 173V172H218ZM13 174V173H12ZM17 174V173H16ZM160 174V173H159ZM164 174V173H163ZM178 174V173H177ZM182 174V173H181ZM184 174V173H183ZM221 174V173H220ZM2 175V176H3ZM24 175V174H23ZM31 175V174H30ZM58 175V177H57ZM85 175V174H84ZM83 175V176H84ZM167 175V174H165ZM194 175V174H193ZM1 176V174H0ZM1 176V177H2ZM9 176V175H8ZM39 176V178H38ZM173 176V175H172ZM177 176V175H175ZM217 176V175H216ZM227 176V175H226ZM262 176V175H261ZM264 176V175H263ZM262 176V177H263ZM16 177V176H15ZM25 177V176H24ZM45 177V176H44ZM132 177V176H131ZM130 177V178H131ZM167 177V176H166ZM178 180L176 178L172 179V180H167L165 182H163L160 185L162 188H164L163 190L160 189V194L156 195V193L153 190V201H157L156 206H153V217H152V221H153V231L155 232L154 235V241H161L163 242V252H164V259L162 261H159L158 264H225V259L222 258L221 256H219V250L215 247H211L208 246L206 243L210 241H214L217 238L214 239V236L211 233H207V229L209 227V220L206 219V221L204 222L203 220L200 221L199 219H189V220H185L183 221V228L181 226H179V218L176 216L177 212L174 210V208L171 205V201L169 200V203L163 202V198L166 195H169L172 192V190L176 189L175 187L177 186V183L180 181L181 177L180 174L177 176ZM189 177V176H188ZM214 177V176H213ZM221 177V176H220ZM223 177V176H222ZM13 178V177H12ZM17 178V177H16ZM85 178V180H84ZM191 178V177H190ZM212 178V177H211ZM261 178V177H260ZM264 178V177H263ZM7 179V177H6ZM10 179V177H9ZM7 179V180H9ZM14 179V178H13ZM46 179V178H44ZM43 179V180H44ZM166 179V178H163ZM169 179V178H168ZM195 179V177H194ZM193 179V180H194ZM207 179V178H206ZM214 179V178H212ZM220 179V178H219ZM218 179V180H219ZM225 179V178H223ZM228 179V178H226ZM231 179V178H229ZM228 179L229 182H222L221 179L220 181H217L221 184V186H223V188H226L228 190V194H230V197L235 199V201L239 202L238 200L242 197V193L243 191L247 190L248 194L246 195V197H254V196H258L259 194L257 193V187H245V184H243V186L241 187L240 185L236 184L234 181H230ZM12 180V179H11ZM15 180V179H14ZM42 179L40 181H43ZM101 180V179H100ZM130 181L129 178L125 179V181ZM232 180V179H231ZM259 181L261 179H258ZM256 182H259V181ZM263 180V179H262ZM26 181V180H25ZM77 181V179H75V182ZM83 181H87L86 177H80L79 180L77 181L78 183H83ZM159 181V180H156ZM181 181H183L181 179ZM195 181V180H194ZM200 181V180H199ZM206 181V180H205ZM210 181V180H209ZM214 181V180H213ZM226 181V180H225ZM9 182V181H7ZM13 182V181H11ZM32 182V180H31ZM30 182V183H31ZM37 182V181H36ZM39 182V181H38ZM106 182V181H105ZM155 182V181H154ZM160 182V181H159ZM215 182V181H214ZM216 182V183H217ZM253 182V181H252ZM250 182V183H252ZM255 182V183H256ZM262 182V181H261ZM15 182L11 183L14 185ZM20 183V182H19ZM41 183V182H40ZM44 183V181H43ZM62 183V184H61ZM74 183V182H72ZM180 183V182H179ZM204 183V182H203ZM213 183V182H212ZM264 185V181L262 182ZM10 184V185H11ZM24 184V183H23ZM77 184V183H75ZM74 184V185H75ZM87 184V183H86ZM102 184V183H101ZM156 184V182H155ZM206 184V183H205ZM253 184V183H252ZM9 185V186H10ZM26 185V184H25ZM42 185V184H41ZM47 185V184H46ZM45 184H43V186H46ZM73 185V184H72ZM103 185V184H102ZM112 185V184H111ZM211 185V184H210ZM12 186V185H11ZM22 186V185H21ZM27 186V185H26ZM63 186V187H62ZM77 186V185H75ZM100 186V185H99ZM107 186V185H106ZM156 186V185H155ZM153 186V187H155ZM190 186V185H189ZM187 186V187H189ZM209 186V183L206 185ZM220 186V187H221ZM240 186V187H239ZM249 186V185H248ZM257 186V184H256ZM260 186V185H259ZM2 187V186H1ZM7 187V186H6ZM13 187V186H12ZM159 187V188H160ZM214 187V186H213ZM14 188V187H13ZM46 188V187H45ZM74 187H72L71 189H73ZM99 188V187H98ZM105 188V187H104ZM107 188V187H106ZM158 188V190H159ZM178 188V187H177ZM184 188V187H183ZM190 188V187H189ZM215 188V187H214ZM29 189V188H28ZM95 189V188H94ZM156 189V188H155ZM195 189V187H194ZM202 189V188H201ZM225 189V190H226ZM2 190V189H1ZM0 190V191H1ZM70 190V189H69ZM75 190V189H73ZM99 190V189H98ZM112 191V189H110ZM173 190V191H174ZM184 190V189H183ZM189 190V189H187ZM191 190V189H190ZM189 190V192H190ZM261 190V189H260ZM3 191V190H2ZM12 191V190H11ZM38 191V190H37ZM63 191V192H64ZM77 191V190H76ZM75 191V192H76ZM151 191V190H150ZM148 191V192H150ZM185 191V190H184ZM62 192V193H63ZM73 192V191H72ZM80 192V190H79ZM101 192V191H100ZM117 192V191H116ZM159 192V191H157ZM175 192V191H174ZM181 192V191H180ZM187 192V191H186ZM184 192V193H186ZM246 192V191H245ZM1 193V192H0ZM6 193V192H5ZM25 193V192H24ZM40 193V194H41ZM61 193V194H62ZM67 193V192H66ZM151 193V192H150ZM149 193V194H150ZM177 192H175L174 194H176ZM28 195V192L25 193ZM24 194V195H25ZM34 194V193H33ZM64 194V193H63ZM74 194V193H73ZM179 195V193H177ZM176 194V195H177ZM183 194V193H182ZM188 195V193H186ZM193 194V193H192ZM197 194V193H196ZM245 194V193H244ZM243 194V195H244ZM2 195V194H1ZM5 195V194H3ZM15 195V194H14ZM32 195V194H31ZM151 195V194H150ZM172 195V194H171ZM177 197H180L178 196ZM181 195V194H180ZM263 195V193H262ZM10 196V195H8ZM12 196V194H11ZM29 196V195H28ZM33 196V195H32ZM109 196V195H108ZM184 196V195H183ZM182 196V197H183ZM186 196V195H185ZM189 196L191 197V194H189ZM199 196V195H198ZM207 196V195H206ZM226 196V195H225ZM2 197V196H1ZM0 197V199H1ZM27 197V196H25ZM63 197V196H62ZM111 197V196H109ZM172 197V196H171ZM170 197V198H171ZM193 198L195 196H192ZM191 197V198H192ZM197 197V196H196ZM228 197V196H227ZM245 197V195H244ZM37 198V197H36ZM35 198V199H36ZM106 198V197H105ZM112 198V197H111ZM117 198V197H116ZM189 198V197H188ZM207 198V197H206ZM263 198V197H262ZM3 199V198H2ZM9 199V198H8ZM8 199H6L8 201ZM51 200V202L49 203V200ZM110 199V198H109ZM115 199V198H114ZM118 199V198H117ZM116 199V200H117ZM121 199V198H120ZM176 199V198H174ZM181 200H183V198L180 197ZM198 199V198H196ZM200 199V197H199ZM209 199V198H208ZM227 199V198H226ZM243 199V198H242ZM241 199V200H242ZM252 199V198H251ZM264 199V198H263ZM262 199V200H263ZM19 200V199H18ZM40 200V199H39ZM41 200V201H42ZM62 200V201H61ZM112 200V199H111ZM177 200V199H176ZM188 201H192L187 199ZM207 200V199H206ZM215 200V199H214ZM230 200V199H229ZM247 199H245L246 201ZM25 201V200H24ZM31 201V200H30ZM110 201V200H109ZM178 201H180L178 199ZM185 201V199L183 200V202ZM200 201V200H199ZM202 201V200H201ZM251 201V200H250ZM255 201V200H254ZM258 201V200H257ZM3 202L5 201H0L1 204H4ZM12 202V201H11ZM21 202V201H20ZM19 202V203H20ZM61 202V203H60ZM114 202V201H113ZM118 202V200H117ZM168 202V201H167ZM175 202V201H174ZM177 202V201H176ZM182 203V201H180ZM187 202V201H186ZM248 202V201H247ZM9 203V202H8ZM44 203V204H45ZM178 203V202H177ZM180 203V204H181ZM190 203V202H189ZM201 203V202H200ZM200 203H199V207H200ZM213 203V202H211ZM217 203V202H216ZM240 203V202H239ZM243 203V202H241ZM246 203V202H245ZM250 203V202H249ZM255 203V202H254ZM259 203V202H258ZM256 203V204H258ZM264 203V202H263ZM105 204V203H104ZM107 204V203H106ZM154 204V203H153ZM173 204V203H172ZM176 204V203H175ZM184 204V203H182ZM187 204V203H186ZM208 204V203H207ZM210 204V202H209ZM219 204V203H218ZM25 205V203L23 204ZM39 205V204H38ZM37 205V206H38ZM178 205V204H177ZM194 205V204H193ZM202 205V204H201ZM206 205V204H205ZM214 205V204H213ZM221 205V204H220ZM244 205V204H241ZM250 204H248L249 206ZM262 205V204H260ZM259 205V206H260ZM8 206V205H7ZM12 206V205H11ZM10 206V207H11ZM43 206V204H42ZM41 206V207H42ZM48 206V205H47ZM104 208H108V206L104 205ZM121 206V205H120ZM119 206V207H120ZM179 206V205H178ZM184 206V205H181ZM189 207V205H187ZM216 206V205H214ZM252 206V204H251ZM250 206V207H251ZM254 206V205H253ZM3 207V206H2ZM5 207H6V203H5ZM4 207V208H5ZM9 207V208H10ZM40 207V208H41ZM65 207V205L63 206ZM111 207V206H110ZM191 207H193L191 205ZM236 207V206H235ZM241 207V206H239ZM243 207V206H242ZM246 207V206H245ZM4 208H1L2 210H4ZM43 208V207H42ZM49 208V207H48ZM69 208V207H68ZM102 208V207H101ZM177 208V207H176ZM190 208V207H189ZM194 208V207H193ZM197 208V207H196ZM213 208V206L211 207V209ZM0 209V210H1ZM44 209V208H43ZM88 210V208H86ZM99 209V208H98ZM110 209V208H109ZM131 209V208H130ZM179 209V208H178ZM182 209V208H181ZM187 209V207H186ZM192 209V208H191ZM209 209V208H208ZM237 209V208H236ZM241 209V208H240ZM12 210V208H11ZM28 210V209H27ZM102 210H104L102 208ZM99 209V212L102 211ZM135 210V209H134ZM148 210V209H147ZM183 210V209H182ZM181 210V211H182ZM195 210V209H193ZM193 210H191L193 212ZM204 212V208L202 209ZM14 211V208H13ZM44 211V210H43ZM42 211V213H43ZM70 211V210H69ZM84 213L85 210H83ZM92 211V210H91ZM94 211V210H93ZM96 211H98L96 209ZM107 211V209L105 210ZM110 211V210H109ZM146 211V209H145ZM180 211V210H178ZM179 213H182V212ZM216 211V210H215ZM25 212V210H24ZM72 212V211H70ZM112 212V211H110ZM126 212V211H125ZM186 212V211H185ZM190 212V210L188 211ZM197 212V211H196ZM210 212V211H209ZM212 212V211H211ZM210 212V213H211ZM4 213V212H3ZM45 213V212H44ZM84 213H82L81 215H83ZM107 213H109L107 211ZM131 213V212H129ZM195 213V212H194ZM193 213V214H194ZM7 213V217H8ZM15 214V213H14ZM12 213V216L14 215ZM93 214V213H92ZM101 214V213H100ZM111 214V213H110ZM110 214H106L107 216ZM114 214V213H113ZM112 214V215H113ZM123 214V213H122ZM126 214V213H125ZM138 214V213H137ZM141 214V213H140ZM139 214V215H140ZM147 214V212H146ZM187 214V213H186ZM192 213H190L191 216ZM197 214V213H196ZM195 214V215H196ZM2 215V213H1ZM0 215V216H1ZM6 215V213H5ZM4 215V217H6ZM11 215V214H10ZM72 215V213H71ZM76 215V214H75ZM91 215V214H90ZM117 215V214H116ZM128 215V214H127ZM183 215L184 212H183ZM202 215V213H201ZM217 215V214H216ZM121 216V215H120ZM119 216V217H120ZM147 216V215H146ZM178 216H180V214H178ZM187 216V215H185ZM184 216V217H185ZM189 216V215H188ZM197 216V215H196ZM3 217V216H2ZM10 217V216H9ZM8 217V218H9ZM18 217V216H17ZM44 217V216H43ZM46 217V216H45ZM72 217H74V215H72ZM96 217V216H95ZM103 217V215H102ZM115 217V214H114ZM118 217V216H117ZM193 217V216H192ZM203 217V216H202ZM213 217V216H211ZM84 218V217H83ZM98 218V216H97ZM104 218V217H103ZM111 218V217H110ZM178 218V219H177ZM187 218V217H186ZM208 218V217H207ZM5 219V218H4ZM4 219H2L1 221H3ZM20 219V218H18ZM88 219V218H87ZM114 219V218H113ZM182 219V217H181ZM185 219V218H183ZM203 219V218H202ZM213 219V218H212ZM8 220V219H7ZM7 220H5L7 222ZM32 220V219H31ZM86 220V219H85ZM94 220H96L94 218ZM97 222H100L102 219H97ZM100 220V221H99ZM108 220V218H107ZM106 220V221H107ZM112 221V218L110 219ZM122 220V219H121ZM126 220V219H125ZM211 220V219H210ZM5 221H3L5 223ZM11 221V220H9ZM15 221V219H14ZM22 221V220H21ZM88 221V220H87ZM93 221V220H90ZM103 221V220H102ZM115 221V219H114ZM119 221V220H117ZM134 221V220H133ZM142 221V220H141ZM182 221V220H181ZM2 222V223H3ZM16 222V221H15ZM30 222V221H29ZM120 222V221H119ZM118 222V223H119ZM128 222V221H126ZM132 222V221H131ZM128 222V223H131ZM222 222V221H221ZM9 223V222H8ZM7 223V224H8ZM94 223V222H93ZM96 223V222H95ZM102 223V222H101ZM111 223V222H110ZM114 223V222H113ZM150 223V222H149ZM18 224V223H16ZM45 224H48V222L42 223V225L44 226ZM92 224V223H91ZM98 224V223H96ZM100 224V223H99ZM104 224V223H103ZM102 224V225H103ZM108 224V223H106ZM105 224V226H106ZM120 224V223H119ZM118 224V225H119ZM125 224V223H124ZM145 224V223H142ZM10 225V224H9ZM27 225V224H26ZM83 225V224H81ZM117 225V224H116ZM117 225V226H118ZM129 225V224H128ZM146 225V224H145ZM148 225V223H147ZM212 225V224H210ZM6 226V225H5ZM14 226V225H13ZM55 226V228L57 227ZM63 226V227H62ZM77 226V225H76ZM85 226V225H83ZM94 226V224H93ZM98 226V225H97ZM104 226V225H103ZM112 226V225H111ZM116 226V227H117ZM123 226V225H122ZM176 226L175 229L178 228L177 232H180L183 234L184 236V246H182L181 249H178L176 247V243L174 245V238H176V233L174 231V227ZM62 227V228H61ZM82 227V226H80ZM89 227V225L87 226ZM86 227V229H87ZM96 227V225L94 226ZM108 227V226H107ZM100 227L98 226V232L95 233L98 237H100V241H103V244L106 248L105 250L103 249V247L101 249H103L104 251L102 252V250H97L94 245L93 248H95L98 252L96 254V257H94L97 260H100L98 264H110V262L112 264H128L127 261H124V257L121 258L118 254V252L115 251L116 248L120 241L118 240L119 238H121V236L119 237V230H118V234L114 231L115 228L110 230V227ZM121 227V225L119 226ZM129 227V226H127ZM141 227V226H140ZM144 227V226H143ZM147 227V226H145ZM214 227V226H213ZM2 228V227H1ZM39 228V227H38ZM49 228V227H48ZM73 228V227H72ZM83 228V227H82ZM81 228V230H82ZM85 228V227H84ZM122 228V227H121ZM124 228V227H123ZM122 228V230H123ZM134 228V227H133ZM211 228V227H210ZM215 228V227H214ZM4 229H8V228H4ZM30 229V228H29ZM57 229V228H56ZM66 229V228H65ZM89 229V228H88ZM96 228H92V230H94ZM118 229V228H117ZM125 229V228H124ZM145 229V228H144ZM152 229V227L150 228V230ZM212 229V228H211ZM13 230V229H12ZM50 230V229H49ZM58 230V231H59ZM68 230V228L66 229ZM65 230V232H66ZM85 230V229H83ZM82 230V231H83ZM91 230V228H90ZM91 230V231H92ZM130 230V229H128ZM140 230V229H139ZM214 230V229H213ZM212 230V232H213ZM219 230V229H218ZM5 231V230H3ZM10 231V229H9ZM31 231V230H30ZM57 231V230H56ZM90 231V232H91ZM127 231V230H126ZM132 231V230H131ZM211 231V230H210ZM260 231V230H259ZM8 232V230H7ZM11 232V231H10ZM9 232V233H10ZM29 232V231H28ZM62 232V231H60ZM64 232V231H63ZM62 232V234H63ZM86 231H84L85 233ZM125 232V231H124ZM141 232H142V228H141ZM151 232V233H152ZM8 233V234H9ZM58 233V232H57ZM71 233V232H70ZM83 233V234H84ZM89 233V232H87ZM85 233V236L86 234ZM94 233V231H93ZM92 233V234H93ZM130 233V232H129ZM136 233V231H135ZM143 233V232H142ZM149 233V232H148ZM215 233V232H214ZM213 233V234H214ZM3 234V233H2ZM12 234V233H11ZM60 234V233H59ZM116 234H117V238H116ZM122 234V233H121ZM120 234V235H121ZM126 234V233H125ZM6 236V234H3ZM69 235V234H67ZM89 235V234H88ZM94 235V234H93ZM137 235V234H136ZM135 235V236H136ZM139 235V234H138ZM147 235V234H146ZM8 236V235H7ZM84 236V235H83ZM94 235V237H97ZM140 236V235H139ZM49 237H52V235H50ZM180 237V236H179ZM219 237V236H216ZM16 238V236H15ZM87 238V237H86ZM115 238L118 240L116 242H118V245L115 247L114 242H115ZM128 239V237H126ZM124 238V239H126ZM137 238V236L135 237ZM134 238V239H135ZM3 239V238H2ZM6 239V238H4ZM8 239V237H7ZM55 240L56 238H52V240ZM58 239V238H57ZM73 239V238H70ZM76 239H78L76 237ZM123 239V238H122ZM178 239V238H177ZM176 239V240H177ZM182 239V237H181ZM214 239V240H213ZM243 239V238H242ZM12 240V239H11ZM19 240V238H18ZM25 240V238H24ZM30 240V239H29ZM59 240V239H58ZM62 240V239H61ZM80 240V238H79ZM83 240V239H82ZM85 240V238H84ZM88 240V238L86 239ZM96 240V239H95ZM121 240V239H120ZM6 241V240H5ZM13 241V240H12ZM17 241V240H15ZM67 241V240H66ZM66 241L63 239V242ZM72 241V240H71ZM78 241V240H76ZM76 241H74L76 243ZM81 241V240H80ZM90 241V239H89ZM98 241V242H100ZM123 241V240H122ZM125 241V240H124ZM127 241V240H126ZM131 241V239H130ZM151 241V240H150ZM181 241V240H180ZM183 241V240H182ZM219 241V240H218ZM246 241V240H245ZM2 242V241H0ZM10 242V240H9ZM14 242V241H13ZM91 242L94 243L93 240H91ZM115 242V243H116ZM132 242V241H131ZM130 242V243H131ZM148 242V241H147ZM217 242V241H216ZM264 242V241H263ZM4 243V240L2 242V244ZM70 243V242H69ZM74 243V244H75ZM96 243V241H95ZM94 243V244H95ZM129 243V244H130ZM159 243V242H158ZM18 244V243H16ZM60 244V243H59ZM63 244V243H61ZM72 244V243H71ZM80 244V243H79ZM77 244V246L79 245ZM92 244V243H90ZM98 244V243H97ZM96 246H101V244ZM132 244V243H131ZM145 244V243H144ZM149 244V243H148ZM151 244V243H150ZM153 244V243H152ZM156 244V243H155ZM212 244V243H211ZM219 244V242H218ZM26 245V243H25ZM126 245V244H125ZM140 245V244H139ZM138 245V246H139ZM146 245V244H145ZM157 245V244H156ZM216 245V243H215ZM214 245V246H215ZM223 245V243L221 244V246ZM4 246V245H3ZM8 246V247H7ZM7 246H4L6 248L4 249H0V258L5 257L4 253L9 250L8 248H12V249H17L16 245L12 244V243H8ZM22 246V245H21ZM20 246V247H21ZM27 246V245H26ZM61 246V245H60ZM59 246V247H60ZM134 246V245H132ZM226 246V245H225ZM34 247V246H33ZM64 247V246H63ZM62 247V248H63ZM68 247V246H66ZM71 247V246H70ZM136 247V246H135ZM154 247V245H153ZM158 247V246H157ZM161 247V246H160ZM244 247V246H243ZM1 248V247H0ZM3 248V247H2ZM75 248V247H74ZM122 249V246L120 247ZM127 248V247H126ZM129 248V247H128ZM127 248V249H128ZM137 248V247H136ZM135 248V249H136ZM219 248V247H218ZM223 248V247H222ZM256 248V246H255ZM260 248V247H259ZM35 249V248H34ZM32 247H28V249L26 250H19L18 254H16V256L18 255L19 258L22 260V256H24V252H28V254L30 255L29 257L36 259V257H38L36 255V251L34 250ZM84 249V248H83ZM90 249V248H89ZM139 249V248H138ZM221 249V248H220ZM225 249V248H223ZM222 249V250H223ZM232 249V247L230 248ZM254 249V248H253ZM18 250V249H17ZM63 250L65 251V249L63 248ZM70 249L68 248L67 251H69ZM72 250V249H71ZM70 250V251H71ZM76 250V249H74ZM82 250V249H79ZM85 250V249H84ZM129 250H132L129 248ZM128 250V251H129ZM221 250V253H222ZM251 250V249H250ZM255 250V249H254ZM263 250V249H262ZM13 251V250H12ZM59 251V250H58ZM66 251V252H67ZM124 251V250H123ZM126 251V249H125ZM139 251V250H138ZM65 252V253H66ZM90 252V251H89ZM91 252H93V249L91 248ZM132 251H130L131 253ZM157 252V251H155ZM161 252V251H160ZM226 252V250H225ZM241 252V250H240ZM247 252V251H246ZM251 253V251H249ZM253 252V251H252ZM256 252V251H254ZM258 252V251H257ZM7 253V252H6ZM13 253V252H12ZM17 253L14 252V254ZM62 252H60L61 254ZM70 253V252H69ZM74 253V252H73ZM124 253V252H122ZM134 253V252H133ZM132 253V254H133ZM138 253V252H137ZM244 253V252H243ZM264 253V252H263ZM262 253V254H263ZM38 254V253H37ZM86 254H88L86 252ZM139 254V253H138ZM137 254V255H138ZM154 254V253H153ZM223 254V253H222ZM227 254V253H226ZM225 254V255H226ZM235 254V253H234ZM239 254V252H238ZM59 255V254H58ZM64 255V254H63ZM61 255V257L63 256ZM124 254H121V256ZM149 255V254H148ZM161 255V254H160ZM223 255V256H225ZM250 255V254H249ZM255 255V254H254ZM260 255V254H259ZM12 256V255H11ZM28 256V255H27ZM85 256V255H84ZM83 256V258H84ZM125 256V255H124ZM143 256V255H142ZM141 256V257H142ZM154 256V255H153ZM241 256V255H240ZM245 256V255H244ZM247 256V255H246ZM10 257V256H9ZM127 257V255H126ZM125 257V258H126ZM140 257V258H141ZM145 257V256H143ZM159 257V255H158ZM158 257H156L158 259ZM169 257V258H167ZM237 257V256H236ZM253 257V255H252ZM257 257V255H256ZM264 257V256H263ZM8 258V257H7ZM58 258V257H56ZM134 258V257H133ZM132 258V259H133ZM136 258V256H135ZM134 258V259H135ZM139 258V257H138ZM149 258V257H148ZM171 258V259H170ZM226 258V257H225ZM228 258V257H227ZM244 258V257H242ZM257 258H260L257 257ZM17 259V258H16ZM24 259V258H23ZM28 259V258H27ZM55 259V258H54ZM64 259V258H63ZM61 259V261L63 260ZM67 259V258H66ZM131 259V260H132ZM246 259V258H245ZM249 259V257H248ZM252 259V258H250ZM249 259V260H250ZM261 259V258H260ZM264 259V258H263ZM3 260V259H2ZM12 260L13 256H12ZM11 260V261H12ZM19 260V259H18ZM38 260V259H37ZM51 260V259H50ZM60 260V256L58 258V261ZM65 260V259H64ZM83 259H81L82 261ZM127 260V259H126ZM141 260V259H140ZM139 260V261H140ZM143 260V258H142ZM148 260V259H147ZM228 260V259H227ZM247 260V259H246ZM258 260V259H257ZM262 260V259H261ZM8 261V260H7ZM17 261V260H16ZM20 261V260H19ZM52 261V260H51ZM85 262V258L83 260ZM129 261V260H128ZM137 261V260H136ZM144 261V260H143ZM142 261V262H143ZM156 261V260H155ZM243 260H240V262ZM251 261V260H250ZM263 261V260H262ZM18 262V261H17ZM35 262V261H33ZM53 262V261H52ZM70 262V261H69ZM149 262V261H148ZM147 262V263H148ZM158 262V261H157ZM228 262V261H227ZM1 263V261H0ZM3 263V262H2ZM8 263V262H7ZM14 263V262H12ZM19 263V262H18ZM17 263V264H18ZM23 263V262H22ZM56 263V262H55ZM54 263V264H55ZM60 263V261H59ZM132 262H129V264ZM137 263V262H136ZM141 263V262H140ZM139 262L137 264H140ZM230 263V262H229ZM232 263V262H231ZM237 263V262H236ZM243 262H241L242 264ZM247 263V262H246ZM252 263V262H251ZM5 264V263H4ZM29 264V262H28ZM31 264V263H30ZM37 264V261H36ZM58 264V263H57ZM63 264V262H62ZM153 264V263H152ZM156 264V262H155ZM248 264V263H247Z\"/></svg>",
    "mask_w": 264,
    "mask_h": 264
}]
</instances>
